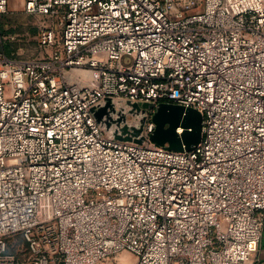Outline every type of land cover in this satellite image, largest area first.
<instances>
[{"label":"built area","instance_id":"obj_1","mask_svg":"<svg viewBox=\"0 0 264 264\" xmlns=\"http://www.w3.org/2000/svg\"><path fill=\"white\" fill-rule=\"evenodd\" d=\"M8 4L0 264H108L123 251L136 264L252 261L264 232V0H24L39 52L19 58L2 49ZM107 97L153 104L143 143L99 125L91 109ZM161 102L201 113L195 147L151 139Z\"/></svg>","mask_w":264,"mask_h":264},{"label":"water","instance_id":"obj_2","mask_svg":"<svg viewBox=\"0 0 264 264\" xmlns=\"http://www.w3.org/2000/svg\"><path fill=\"white\" fill-rule=\"evenodd\" d=\"M153 104L107 97L92 107V113L107 135L114 139L143 143L147 114ZM133 119L129 120L128 115ZM151 139L172 150L192 149L202 138V115L191 107L161 102L153 114ZM182 127V131H179Z\"/></svg>","mask_w":264,"mask_h":264},{"label":"rangeland","instance_id":"obj_3","mask_svg":"<svg viewBox=\"0 0 264 264\" xmlns=\"http://www.w3.org/2000/svg\"><path fill=\"white\" fill-rule=\"evenodd\" d=\"M37 21V17L30 16L24 11V0H9L8 10L1 19V31L4 36L2 49L7 56L19 58L39 52L35 38L37 28L34 26ZM132 61V55H125L121 59L123 65L131 64ZM136 260L134 254L123 251L107 259L105 263L136 264Z\"/></svg>","mask_w":264,"mask_h":264},{"label":"crops","instance_id":"obj_4","mask_svg":"<svg viewBox=\"0 0 264 264\" xmlns=\"http://www.w3.org/2000/svg\"><path fill=\"white\" fill-rule=\"evenodd\" d=\"M28 39V38H27ZM248 264H264V232L258 253Z\"/></svg>","mask_w":264,"mask_h":264},{"label":"bare ground","instance_id":"obj_5","mask_svg":"<svg viewBox=\"0 0 264 264\" xmlns=\"http://www.w3.org/2000/svg\"><path fill=\"white\" fill-rule=\"evenodd\" d=\"M79 73H83V71H79ZM83 74H86V73H83ZM179 131H182V129L181 128H179Z\"/></svg>","mask_w":264,"mask_h":264}]
</instances>
